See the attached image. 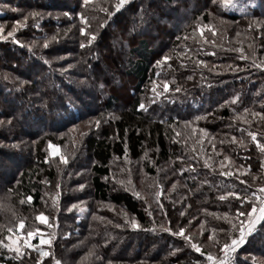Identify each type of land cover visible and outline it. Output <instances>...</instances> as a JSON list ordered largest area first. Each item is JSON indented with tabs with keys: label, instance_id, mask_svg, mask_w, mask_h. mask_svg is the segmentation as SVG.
<instances>
[{
	"label": "trees",
	"instance_id": "obj_1",
	"mask_svg": "<svg viewBox=\"0 0 264 264\" xmlns=\"http://www.w3.org/2000/svg\"><path fill=\"white\" fill-rule=\"evenodd\" d=\"M210 1L130 0L120 11L114 9L117 0L4 1L20 10L0 15L5 33L15 21L28 20L15 33L20 44L0 41V199L14 202V216L22 209L15 218L27 231L49 235L50 245L42 246L49 255L40 264H203L239 235L244 217L237 210L258 207L264 196L259 147L264 143V0H219L221 12L212 10ZM211 13L225 20L216 31ZM92 33L96 38L89 44ZM111 38L117 49L108 47ZM99 113V119L92 118ZM81 129L86 130L77 144L82 151L67 168L90 171L69 185L81 179L89 185L67 190L61 201L90 197L87 214L75 222L72 213L62 216L59 204L47 223L31 218L26 213L39 210L47 195L46 178L55 190L67 188L55 178L59 170L48 146L72 148L66 132ZM150 157L172 162L161 177L164 196L130 182L133 166H148ZM186 161L192 164L179 171ZM115 167L118 182L111 181ZM175 180L179 183L170 188ZM245 196L249 199L239 203ZM96 201L116 206V225H126L129 215L141 227L111 224L101 233L103 226L91 218ZM6 209L0 208L2 214L13 215ZM180 228L183 234L174 235ZM110 233L103 245L102 236ZM258 242L264 244L259 226L238 250L235 264L264 260V249L254 248ZM155 243L161 247L149 250ZM250 244V251L240 252ZM37 249L25 245L17 258L13 249L0 246V264H37Z\"/></svg>",
	"mask_w": 264,
	"mask_h": 264
},
{
	"label": "rangeland",
	"instance_id": "obj_2",
	"mask_svg": "<svg viewBox=\"0 0 264 264\" xmlns=\"http://www.w3.org/2000/svg\"><path fill=\"white\" fill-rule=\"evenodd\" d=\"M4 1H6V0H0V15H3L4 13H7V12L15 13V12L11 11V9H13V8L10 5H7V3H5ZM211 1L214 2V3H211V5L214 6V8L212 7V10L215 9L217 11L219 10L218 12H221L220 9H221L222 6H221V4L218 3L219 0H211ZM222 1L223 2H229L230 0H222ZM215 2H217V3H215ZM211 15H212V17H211V21H212L211 22V27H213V29H214L213 31H216L217 28H220V26H222L221 25V24H223L222 21H225V20L222 18V16H219L218 13L217 14L211 13ZM176 16H177V14H176ZM4 25H6L5 22H4ZM196 25H197V27H200V28L202 27L203 28V24L199 20L196 23ZM8 31H10V30H8ZM8 31H7V33H8ZM5 32L6 31H4L3 35L7 36V33H5ZM20 39L21 38L19 37V39H17V40H20ZM6 40H9V39H6ZM109 40H111V42L110 41L107 42L108 47H110V48L112 46H113V48L118 47L117 42H115V41L113 42L112 38L109 39ZM119 40L121 41V39H119ZM2 41H4V40H2ZM114 45H116V47H114ZM103 68L105 69V67H103ZM108 74L113 76L112 79H111V80H113L114 79V75L112 74V72L110 70H108ZM161 87H163V86H161ZM100 114L101 113H99L98 115L93 116L92 118L99 119L100 116H101ZM97 116H99V117H97ZM85 131L86 130L81 129L79 131L78 130H71L69 132V130H68V132H66V135L68 137L73 138L72 141L69 140L67 142L68 146H71L72 148L63 147L61 145V143H51L48 146V148H49V157L50 158L52 157L57 162V168L59 170L58 173L56 174L55 178H58L60 183H63V184L66 183L67 184V188L60 187L57 190H55V188H54V186L52 184V180H49L48 178H46L45 179V183H44V189L47 190V192H46L47 195L45 196V199L42 202V207L39 208V210H30V211H28V213H26L28 216H30L31 213H32L31 218L40 221L39 216L41 214H43L46 218L48 216L52 217L53 214L56 215V214L59 213V211H58L59 210V204L62 206V209H60V211H62V213H61L62 216L65 217L66 214H67V217H68L70 215V213H72L70 217H72L73 221H75V222L77 220L82 219V217L87 214V212H88L87 208H88V205H89L88 203L92 200V198L85 197V198H82V199H80L78 201H67V202H65V201L62 202L61 201V195H65L67 190H73V189H80V190L82 189L83 190L89 185V181L90 180L87 181V180L81 179L79 181V183L77 182V184L70 186L69 185V180L73 179L75 181L76 179L81 177V174H83L84 176L89 174L90 168H87V167L86 168H84V167L82 168L81 167L80 170H78V169H68L67 168L68 160L71 157H73L74 154L75 155H79L80 151H82V147H79L77 144L82 139V135H83V138L85 137V135H84ZM76 145H77L78 148L75 147ZM53 146H55V154H54ZM73 148H76V149L73 150L71 153H69L70 150L73 149ZM146 152H147V149L145 148V153ZM84 156H85V153H84ZM143 157L145 158L146 155H143ZM146 160H148V162H149L148 166L138 165L139 169L135 168L136 167L135 165L133 166L132 173L130 174V182L131 183H135L134 186L136 188H138L139 185H140V186H146V187L149 186V187H152L154 189H158V194L160 196H164L165 195V191H164V187H163L164 184L161 182V177L163 175L167 176V174H169L168 170H170V166L172 165V162L171 163L168 162V161H167V163L166 162H160L155 157H150V159L146 158ZM7 162H9V161H7ZM188 164L190 165L192 163H189L188 161H186L185 163L182 162L181 163V168L179 169V171H182L183 166L184 165H188ZM0 165H3V164L0 163ZM205 166L209 167L210 165L205 164ZM118 171L119 170H116V167L112 170V172H111V175H112L111 181H113V182H118L119 181L117 179L116 175H115ZM176 172L178 173V171H176ZM178 174H180V173H178ZM178 183H179V180L178 181L175 180L174 183L170 186V188H173ZM81 185H83V188L80 187ZM49 193L50 194L53 193L54 197H50L49 198V195H48ZM6 195L11 197L10 193H7ZM93 204H94V213L91 216V218L93 219L94 222L98 221V223L103 226L102 229H100L101 233H107V231L111 230L112 227L108 228V229H106L105 227L107 225L115 224L114 221H112V219H113L112 218V213L113 212L116 213V206H114L113 204H105L104 202H98V201H96V203H93ZM74 205H75V207H73ZM0 208H7L6 210H9V211L13 212V215L11 213L9 215H7L8 214L7 213L6 214L7 216H5L0 211V239L4 240L5 243H10V241L7 239L8 236L10 235V233L7 231V229L11 227L13 229V232L11 233V235L13 237H15V238L18 236L19 237L18 240H21V242H22V243L19 244V246L21 248H23V247L25 248V244H24L25 239H28L30 244L35 245L37 248H41V249H42V246L48 244V243H45V244H41L40 243L42 237L45 240H50L49 239V235L47 233H45L43 231H40V230L36 231V230L29 229V231H33L34 233H36L32 237L29 238V237H27V232H28L27 229L25 227H23L21 229L19 226H17L20 223V221H18L15 217L20 216L22 214L21 213L22 209L20 210V212L18 214H16V216H14V211L15 212H18V211L14 207V202L11 199H8L7 197L3 196L2 199H0ZM124 218H125L124 222L126 223V225H124V226H120L119 225V227H118L119 229H125V230H126V228H129V229L138 228L139 229L141 227V223L136 221L134 219V217H131V216L128 215V216H125ZM9 219L12 220L13 222L10 223ZM48 221L49 220H47V222ZM68 223H70V224H68L69 226H74L75 228L79 227V226L75 225L76 223L75 224L73 222H68ZM133 225H138V226H133ZM64 226H66V224H64ZM115 227H117V225ZM79 228H81V227H79ZM95 229L96 228H94V230ZM112 233H110L108 236H106V235L102 236V244L103 245L110 242L111 238L109 236L112 237ZM63 234H66V233H63ZM95 235H96L95 237H97V236L99 237V235H97V234H95ZM35 237H38V239H39V241L37 243H33V240H34ZM186 238H188V235L186 236ZM244 244L245 243H243L237 249V252H239L238 250H240V248H242L244 246ZM157 245L160 246V244H156V243L152 244L151 247L149 248V250L152 249V250L156 251ZM133 246L135 248V243H134ZM256 246H260L261 248L264 249V244H261L260 242L256 243L254 248ZM90 248H91V251H90L89 254H91L92 257L93 256L95 257L97 255V252L95 251L93 246H91ZM153 248H155V249H153ZM251 248H252V246L250 244L249 248H248L249 250L248 249H246V250L242 249L240 252H242V251H250ZM42 251H46V250L42 249ZM222 255H223V250H222V252L219 255H214L213 254V257H215L216 259H220L222 257ZM243 257L251 259V257H249L246 254H243ZM212 263H213L212 261L208 260V255H207V259H206L205 263H203V264H212Z\"/></svg>",
	"mask_w": 264,
	"mask_h": 264
},
{
	"label": "snow or ice",
	"instance_id": "obj_3",
	"mask_svg": "<svg viewBox=\"0 0 264 264\" xmlns=\"http://www.w3.org/2000/svg\"><path fill=\"white\" fill-rule=\"evenodd\" d=\"M84 3H85V5H87L89 3V0H84ZM128 3H130V0H117L116 4L114 5L115 11H120ZM11 11L19 12L20 10L13 8V9H11ZM104 11L107 12L109 10L104 9ZM110 14H114V12L110 13ZM30 15L36 16L38 14L33 12V13H30ZM65 15H68V14H65ZM81 19H84V17L81 16ZM27 20H28V17L25 16V17H23V22L19 21V20L15 21L10 26L11 30L8 31L7 36L3 35V33L5 31V25L0 24V41L11 38L15 43L20 44L21 42L16 39L15 33L17 32V30L19 28L27 26V23H26ZM90 36H91V38L88 40L89 44H91L92 41H94L96 38L94 33L90 34ZM50 39L56 40L57 36L54 35ZM43 46L44 47L48 46L47 40H45ZM80 46L83 48V47H85V44L81 43ZM29 48H31L30 45H29ZM45 62H47V61H45ZM69 67H71V65H69ZM261 67H264V64H262ZM189 79H191V77H189ZM21 83H24V82H21ZM101 87H103V86L101 85ZM164 87L165 88L168 87L167 83L164 84ZM177 91H179V89H177ZM235 99L238 100L239 97L237 96ZM139 107L141 109H143L145 106H144V104H140ZM245 111H248V109H245ZM98 123L99 122H97V124ZM249 135L251 136L252 140H256V133L255 132H250ZM259 147L262 150H264V143H260ZM53 149H54V154H55V146H53ZM230 174L231 173H227V172L225 173V175H230ZM80 187L83 188V185H81ZM261 192L264 193V188L261 189ZM229 195H232L235 197L238 194L237 193H229ZM256 198L257 197L255 196V194H253V199H256ZM27 199L30 200L31 198L28 197ZM222 199H223V197H222ZM247 199H249V197L245 196L243 199H240L238 202L241 204H244ZM73 207H75V205ZM149 214H151V213H149ZM237 214H238V217H244V220L240 221V224L238 227L239 235L237 237H235L234 239H231L229 242H226L223 244V255L220 259H216L215 257H213L211 255V253L208 254V260L212 261L213 264H235V255L237 254V249L246 241V239L249 235H251L253 232L256 231L257 226H259L261 229H264V196L259 197V206L258 207L255 204L246 205L245 210L242 212L237 210ZM39 219L41 221L47 223V218L43 214H41L39 216ZM117 226L119 227V225H117ZM133 226H138V225H133ZM19 227L21 229L24 227L23 220L20 221ZM233 227H237V226L233 225ZM168 230L171 231V229H168ZM7 231L10 233V235L7 238L10 241V243H5L4 240L0 239V246H2L4 248L13 249L17 253V258H20L23 255V253L21 252V247L17 245V240L19 239V237L17 236L16 238H13V236L11 235V233L13 232L12 228H8ZM34 234H36V233H34L33 231H28L27 237L30 238ZM182 234H183V228H180L177 232L174 233V235H177V236H180ZM40 243L41 244H45V243L50 244L51 240H45L42 237ZM24 244L27 245L28 247H36L35 245L30 244L28 239H25ZM191 247L195 248V250L197 252L200 251V248L195 244H192ZM37 251L41 252L40 259L37 261V264H40V261L43 259V257L48 256L49 253L46 251H41L39 248L37 249ZM252 259H253V264H264V260H257V258H255V257H253ZM21 264H23V261H21ZM55 264H60V261L56 260ZM197 264H199V261H197Z\"/></svg>",
	"mask_w": 264,
	"mask_h": 264
},
{
	"label": "built area",
	"instance_id": "obj_4",
	"mask_svg": "<svg viewBox=\"0 0 264 264\" xmlns=\"http://www.w3.org/2000/svg\"><path fill=\"white\" fill-rule=\"evenodd\" d=\"M213 264V263H212Z\"/></svg>",
	"mask_w": 264,
	"mask_h": 264
}]
</instances>
